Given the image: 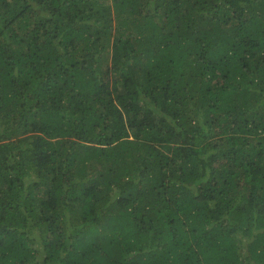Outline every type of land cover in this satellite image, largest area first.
Returning a JSON list of instances; mask_svg holds the SVG:
<instances>
[{"label":"trees","instance_id":"1","mask_svg":"<svg viewBox=\"0 0 264 264\" xmlns=\"http://www.w3.org/2000/svg\"><path fill=\"white\" fill-rule=\"evenodd\" d=\"M0 264H264V0H0Z\"/></svg>","mask_w":264,"mask_h":264},{"label":"rangeland","instance_id":"2","mask_svg":"<svg viewBox=\"0 0 264 264\" xmlns=\"http://www.w3.org/2000/svg\"><path fill=\"white\" fill-rule=\"evenodd\" d=\"M120 78V75H115V79L118 81V79Z\"/></svg>","mask_w":264,"mask_h":264}]
</instances>
